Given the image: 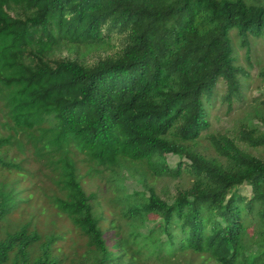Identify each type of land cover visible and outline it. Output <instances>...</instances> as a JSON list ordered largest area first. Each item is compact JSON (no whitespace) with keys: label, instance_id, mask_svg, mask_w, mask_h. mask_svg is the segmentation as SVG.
<instances>
[{"label":"trees","instance_id":"obj_1","mask_svg":"<svg viewBox=\"0 0 264 264\" xmlns=\"http://www.w3.org/2000/svg\"><path fill=\"white\" fill-rule=\"evenodd\" d=\"M234 30L264 38V0H0V264H264V66L246 110ZM218 100L247 104L228 129Z\"/></svg>","mask_w":264,"mask_h":264},{"label":"rangeland","instance_id":"obj_2","mask_svg":"<svg viewBox=\"0 0 264 264\" xmlns=\"http://www.w3.org/2000/svg\"><path fill=\"white\" fill-rule=\"evenodd\" d=\"M254 1V0H248ZM233 44L236 47L237 57H238V64L245 68L250 76L247 79V82L250 84L248 89L244 90L245 98L247 100V104H244L242 107L246 106V110L252 108L255 102L253 99L257 96L263 95V87L262 82L257 78L259 70L262 66H264V38L262 37H250V46H242L240 45V41L235 34V30L233 31ZM225 89V85H221L218 92L221 94ZM240 105L235 103L234 108L235 110L232 113L227 114L228 111V103L221 104L220 100L217 101L216 104L212 105L211 108V124L215 129H223L229 128L231 124H234V120L238 119L239 116L241 117L243 111L239 108ZM245 109V107H244ZM178 162V157L174 155H169L168 163L170 165H175ZM178 182V181H177ZM183 182V181H179ZM167 183L172 187L173 181L170 179L163 180L159 183L160 188H162ZM176 183V182H175ZM86 187L88 190H98L103 201V208L105 209V215L108 218V222L110 218L113 216L115 208L112 206L113 204L110 203L109 198L115 193V186L114 184L108 180L107 178L96 177L94 179H89L86 182ZM128 187L131 190H141V187L136 182L134 177L129 176L128 180ZM105 221V225L108 224ZM255 227H250V237L254 236ZM73 236H76V233H73ZM77 237V236H76ZM72 242V241H71ZM70 242V243H71Z\"/></svg>","mask_w":264,"mask_h":264}]
</instances>
